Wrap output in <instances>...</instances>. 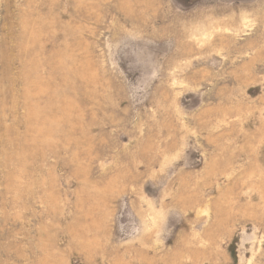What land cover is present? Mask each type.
I'll return each instance as SVG.
<instances>
[{
    "label": "rangeland",
    "instance_id": "1",
    "mask_svg": "<svg viewBox=\"0 0 264 264\" xmlns=\"http://www.w3.org/2000/svg\"><path fill=\"white\" fill-rule=\"evenodd\" d=\"M0 264H264V0H0Z\"/></svg>",
    "mask_w": 264,
    "mask_h": 264
}]
</instances>
